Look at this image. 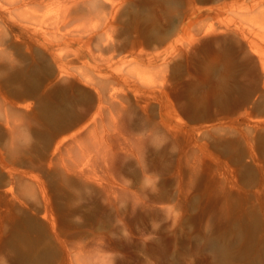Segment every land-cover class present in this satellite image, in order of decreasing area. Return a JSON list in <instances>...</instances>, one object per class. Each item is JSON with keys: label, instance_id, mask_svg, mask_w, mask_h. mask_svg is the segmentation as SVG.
<instances>
[{"label": "rangeland", "instance_id": "1", "mask_svg": "<svg viewBox=\"0 0 264 264\" xmlns=\"http://www.w3.org/2000/svg\"><path fill=\"white\" fill-rule=\"evenodd\" d=\"M0 264H264V0H0Z\"/></svg>", "mask_w": 264, "mask_h": 264}, {"label": "bare ground", "instance_id": "2", "mask_svg": "<svg viewBox=\"0 0 264 264\" xmlns=\"http://www.w3.org/2000/svg\"><path fill=\"white\" fill-rule=\"evenodd\" d=\"M214 66V65H213Z\"/></svg>", "mask_w": 264, "mask_h": 264}]
</instances>
